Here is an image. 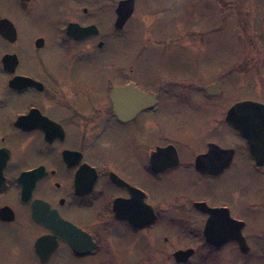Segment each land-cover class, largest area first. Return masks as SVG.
Returning a JSON list of instances; mask_svg holds the SVG:
<instances>
[{
    "label": "flooded vegetation",
    "instance_id": "af4514ba",
    "mask_svg": "<svg viewBox=\"0 0 264 264\" xmlns=\"http://www.w3.org/2000/svg\"><path fill=\"white\" fill-rule=\"evenodd\" d=\"M121 1L0 0V264H264V168L227 121L241 101L204 124L225 76L179 74L202 48L165 47L166 68L142 57L187 0H134L117 30ZM248 173L259 202H239Z\"/></svg>",
    "mask_w": 264,
    "mask_h": 264
},
{
    "label": "rangeland",
    "instance_id": "374dc122",
    "mask_svg": "<svg viewBox=\"0 0 264 264\" xmlns=\"http://www.w3.org/2000/svg\"><path fill=\"white\" fill-rule=\"evenodd\" d=\"M106 15L108 20H104L103 25L108 31H113V13L108 9ZM176 20L161 19L162 24H157L158 28L152 31V35L165 36L160 41H148L142 57L156 68H166L168 61L162 59L178 57L165 47L182 42L189 48H202L198 53L188 50L186 56L189 61L179 74L193 77L205 85L219 79L221 74L225 76L220 97L203 100L206 106L202 118L204 124L209 125L213 115L216 121L219 120L222 111L233 103L264 100V0H187L184 13ZM136 23V20H131L123 34L131 50L134 45L141 48L144 43V33L134 25ZM175 25H182L181 33L175 31ZM173 32L177 35L169 38ZM122 44L120 39L112 40L105 57H118V48ZM198 66L203 76L195 69ZM174 117L170 116L172 123ZM215 137L220 138V135ZM192 140L198 142L197 136ZM248 175L242 179L241 185L236 186V190H240L239 202L243 201L245 192L259 202L258 191L263 177L254 173Z\"/></svg>",
    "mask_w": 264,
    "mask_h": 264
},
{
    "label": "water",
    "instance_id": "95a60500",
    "mask_svg": "<svg viewBox=\"0 0 264 264\" xmlns=\"http://www.w3.org/2000/svg\"><path fill=\"white\" fill-rule=\"evenodd\" d=\"M134 0L121 1L117 8L116 28L121 30L131 17ZM227 121L246 141L257 168H264V104L254 101L237 103L228 112Z\"/></svg>",
    "mask_w": 264,
    "mask_h": 264
}]
</instances>
